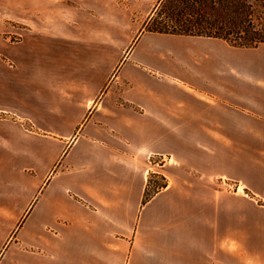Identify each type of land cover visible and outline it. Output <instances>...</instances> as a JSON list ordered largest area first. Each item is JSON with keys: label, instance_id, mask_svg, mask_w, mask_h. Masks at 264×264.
<instances>
[{"label": "crops", "instance_id": "crops-1", "mask_svg": "<svg viewBox=\"0 0 264 264\" xmlns=\"http://www.w3.org/2000/svg\"><path fill=\"white\" fill-rule=\"evenodd\" d=\"M124 2L0 0V264H264V42Z\"/></svg>", "mask_w": 264, "mask_h": 264}, {"label": "trees", "instance_id": "trees-1", "mask_svg": "<svg viewBox=\"0 0 264 264\" xmlns=\"http://www.w3.org/2000/svg\"><path fill=\"white\" fill-rule=\"evenodd\" d=\"M261 10L254 12L246 0L232 7L220 1L215 7L208 0H159L144 24L150 32L220 38L229 45L252 48L264 42V0H253ZM247 2V4H245ZM145 199L164 183L149 191Z\"/></svg>", "mask_w": 264, "mask_h": 264}, {"label": "rangeland", "instance_id": "rangeland-1", "mask_svg": "<svg viewBox=\"0 0 264 264\" xmlns=\"http://www.w3.org/2000/svg\"><path fill=\"white\" fill-rule=\"evenodd\" d=\"M125 8L128 11H133V14L131 15L132 18L136 21V22H145V20L147 19V14H146V10L149 7L150 1L149 0H142L141 4H138L136 6L132 5L131 0H125ZM245 4H247V2H245ZM248 5H250V7H252L251 9L254 10V12H257L259 10H261L260 8V4L257 2H254L253 0H248ZM134 9H136L134 11ZM152 187L149 188V191L151 192V190H154V186H158L163 184V180L161 177H154L152 178Z\"/></svg>", "mask_w": 264, "mask_h": 264}]
</instances>
